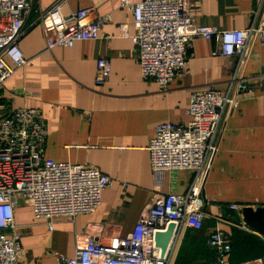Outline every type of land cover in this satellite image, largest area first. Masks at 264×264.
Wrapping results in <instances>:
<instances>
[{"label": "crops", "instance_id": "1", "mask_svg": "<svg viewBox=\"0 0 264 264\" xmlns=\"http://www.w3.org/2000/svg\"><path fill=\"white\" fill-rule=\"evenodd\" d=\"M27 1L31 12L18 43L26 63L0 87V120L23 107L39 110L46 121V159L93 166L111 181L95 211L73 221L55 219L51 231L44 220L35 219L27 203L15 208V232L22 250L19 264H57V255H74L76 241L90 236L107 246L124 239L142 211L158 198L187 192L192 171L164 172L154 179L147 146L158 124L189 123L185 111L192 92L208 86L226 92L237 62L216 56L218 46L212 40L193 38L184 75L162 90L141 79L135 48L119 32L123 24L133 34V15L121 6V0H67L63 17L92 6L96 16L108 15L110 22L100 28L98 39L52 51L45 49L38 17L57 0ZM140 1L130 0L132 4ZM257 4L258 0H197L187 14L195 26L232 31L249 25ZM248 45L239 72L251 92L236 93L239 103L224 117L218 152L198 194L206 218L202 229L183 232L174 264L185 244L191 263L218 264L214 257L211 260L206 245L216 224L230 235L232 250L226 264H264L262 236L240 219L243 207L264 208V43ZM104 57L111 71L105 85L98 87L96 61Z\"/></svg>", "mask_w": 264, "mask_h": 264}, {"label": "built area", "instance_id": "2", "mask_svg": "<svg viewBox=\"0 0 264 264\" xmlns=\"http://www.w3.org/2000/svg\"><path fill=\"white\" fill-rule=\"evenodd\" d=\"M197 0H141L132 4L121 0V6L133 15V34L120 25L121 36L131 40L140 67L141 79L156 83L162 90L184 75L188 44L193 38L212 40L218 57H233L236 68L226 92L213 86L190 94L187 125L158 124L147 151L154 179L164 172L192 171V183L186 193L167 194L144 209L138 222L124 239L107 246L93 237L76 241L72 257L56 256L57 264H174L185 230H200L206 218L201 209L199 192L218 152V142L227 111L237 107L240 96L250 94L247 79L240 76L250 41L264 43V0H258L249 25L244 29L223 31L198 27L187 14ZM67 0H57L39 14L45 49L71 48L78 41L99 38V30L110 22V16H96L89 6L63 17ZM31 12L27 0H0V87L26 63L18 47L25 33L24 22ZM11 63L8 64L7 60ZM95 85H105L111 71L109 60L96 61ZM233 92L231 93V91ZM47 138L46 121L37 109L23 107L0 120V264H19L22 250L16 234L14 210L27 203L36 220L45 221L49 231L53 221L88 215L102 203V192L111 181L93 166L54 162L44 157ZM232 211L239 207L229 205ZM220 218V217H218ZM169 224L175 232L166 253L154 246L155 234L166 231ZM206 245L218 264H226L232 250L230 235L216 224ZM9 233L10 235L6 234ZM264 242V237H261Z\"/></svg>", "mask_w": 264, "mask_h": 264}, {"label": "water", "instance_id": "3", "mask_svg": "<svg viewBox=\"0 0 264 264\" xmlns=\"http://www.w3.org/2000/svg\"><path fill=\"white\" fill-rule=\"evenodd\" d=\"M240 217L241 222L251 232L264 237V208L257 207L256 209H252L251 207H243L241 209ZM174 232L175 226L173 224H169L166 227V231L155 234L154 246L160 249L161 256L166 253L169 241L171 240Z\"/></svg>", "mask_w": 264, "mask_h": 264}, {"label": "rangeland", "instance_id": "4", "mask_svg": "<svg viewBox=\"0 0 264 264\" xmlns=\"http://www.w3.org/2000/svg\"><path fill=\"white\" fill-rule=\"evenodd\" d=\"M188 250H189V246L185 244V246L183 247L182 251L179 252V255H178L179 258L176 261V264H196V263H191L192 254ZM211 254L212 253H209L208 255L210 256V258L212 260L213 256H211ZM211 260H209V261H211ZM50 264H54V262L51 261Z\"/></svg>", "mask_w": 264, "mask_h": 264}]
</instances>
